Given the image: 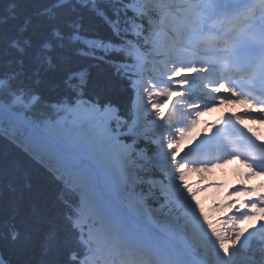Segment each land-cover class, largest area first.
I'll list each match as a JSON object with an SVG mask.
<instances>
[{
	"label": "rangeland",
	"instance_id": "rangeland-1",
	"mask_svg": "<svg viewBox=\"0 0 264 264\" xmlns=\"http://www.w3.org/2000/svg\"><path fill=\"white\" fill-rule=\"evenodd\" d=\"M163 51L166 64L158 63L163 66H159L162 70L151 68V77L155 81L151 82V80L141 78L140 90L135 101L138 124L166 129L163 136L156 140L150 139L152 144L156 143L153 155L135 147L134 142L128 139L131 135L128 134L129 131L135 130V127L134 125L129 127L126 120L118 116L117 109L114 107L102 108L98 104L78 100L73 104L57 105L51 110L41 108L36 103L37 97L11 92L1 79L0 96L13 99L16 108L24 112L31 110L36 115L46 113L42 115V118H47L42 124L45 128H40L39 132H32L27 129L29 127L26 130L20 129L21 126L17 127L18 124H14V127L18 130L19 137L23 135L22 141L25 144L27 141L38 148H43L38 144L45 146L51 158L57 160L56 163L60 165L63 175L73 177L75 184L82 189L80 196L85 202L86 195L91 196L92 192L99 195L98 191H93V185L89 183L92 179L88 177L89 172L95 175L91 163L95 161L99 166L101 182L112 195V199L103 200V209L109 208L108 211L105 210L107 213L113 212L116 204L127 208L130 205H137L139 213L153 215L158 225L162 228L163 225L164 228L166 227L164 231L171 233L179 229L184 230L188 241L198 249V252L208 256L213 264H223L224 261L234 264L235 256L241 253L260 256L259 252H262L260 245L264 243V240L258 239L252 244L248 241L249 236L251 237L258 227V220L254 216L264 215V208L259 209L253 205L252 194L247 191L246 186L241 185L254 184V177H250L243 170V164L233 166L231 156L225 161L216 162L214 166L194 164V160L191 159L194 150L202 149L207 142L209 143L206 134H211V130H206L204 120L210 115L212 117L214 113L227 109L235 110L236 107L228 105L226 103L228 100L220 94L217 87L207 82L210 68L194 63L192 60L185 63L181 60H172L174 57L182 56L184 52L178 54L171 48L163 49ZM186 56L190 57L191 54ZM160 61L162 59L156 60V62ZM164 70L169 74H175V77L160 78L159 76L164 75ZM194 70L205 72V76L195 78ZM156 91L160 94L159 97L154 96L153 93ZM196 96H201V98L198 99ZM204 98L206 100H203ZM172 101L176 102L174 103L175 109L180 110L183 119L180 123L166 124V119L162 118V111ZM173 113L176 114L174 111ZM173 113H170V117ZM48 116L55 117L48 118ZM22 119L26 120L24 117ZM170 120L172 121L173 118ZM110 137V149L125 154L123 168L125 171L123 172L118 171V163L113 159L111 162V157L104 152L106 140H110L108 139ZM140 137L143 138V134L140 133ZM99 142L102 143L101 147L97 145ZM19 144L25 146L23 143ZM64 148L78 151L73 154L72 151H65ZM185 149H190L191 152L185 154ZM162 160L165 165H162ZM154 165L164 169L166 176H161L160 173L156 176L155 172H151V167ZM55 171L57 175H60L59 170ZM76 174L80 176L77 177ZM82 184L88 187L90 194L86 191L87 187H83ZM139 185L145 194L154 199H157V196H163L167 203H172V208L175 207L174 211L181 209L186 216L181 214L175 217L148 205L140 194L138 197L139 191L132 192V190H139ZM234 186L238 188L234 189ZM88 206L93 213H97L96 201ZM82 211L79 210V219L84 215ZM86 220L87 222L83 220L80 222V227H86L88 230L87 237L83 241L89 245L94 242L92 237L89 238L90 229L101 227V221L93 222L89 218ZM115 223L113 226L109 222L112 233L120 230L119 233L117 231L116 238L123 242L121 236L125 229H122L123 226L116 221ZM107 242L112 243L110 239ZM87 247L89 254L93 253L92 257L95 259L105 248L103 244L95 242ZM106 258L109 256L107 255Z\"/></svg>",
	"mask_w": 264,
	"mask_h": 264
},
{
	"label": "trees",
	"instance_id": "trees-1",
	"mask_svg": "<svg viewBox=\"0 0 264 264\" xmlns=\"http://www.w3.org/2000/svg\"><path fill=\"white\" fill-rule=\"evenodd\" d=\"M127 2L0 0V79L11 92L37 97L41 108L81 100L116 108L129 125L135 93L134 76L127 69L136 57L116 34L127 27L119 19L121 9L129 15ZM119 62L123 67H117ZM0 103L41 126L47 119L42 118L44 112L38 116L16 108L7 96H0ZM12 118L0 111V264H73L70 249L76 235L64 213L68 208L64 198L71 201L74 193L19 144V136L5 129ZM155 130L147 128L145 137L131 134L128 139L150 154ZM138 189L148 205L175 217L186 216L181 209L174 211L163 196L154 199L140 185Z\"/></svg>",
	"mask_w": 264,
	"mask_h": 264
},
{
	"label": "bare ground",
	"instance_id": "bare-ground-1",
	"mask_svg": "<svg viewBox=\"0 0 264 264\" xmlns=\"http://www.w3.org/2000/svg\"><path fill=\"white\" fill-rule=\"evenodd\" d=\"M225 1L226 0H220L218 2L221 3V2H225ZM126 46H124L123 48H125ZM134 63L138 67L142 66V63L138 62L136 59L134 60ZM238 103L245 105V106H248V103L246 101L241 100V99L238 100ZM0 107H2L4 109L5 108L12 109L11 107L4 106L3 104H1ZM8 114H10V113H8ZM8 121H9V118L7 120H5L4 122L7 124ZM17 122H18V120L12 118L10 125H8V127H7V130L11 129L14 126V124L17 125ZM24 127L27 128L29 126L26 125ZM263 129H264V127H263ZM108 139H110V140H106V144L104 143L106 146V149L104 150V152H106L107 155L111 157V160H110L111 162L113 159L114 161H116L118 163V171L123 172V171H125L123 169L124 168L125 154L121 151L110 149L111 146H109V141H111V137ZM38 145L42 146L43 148L37 154L40 155V153H43L45 155H48V150L46 148H44L45 146H43L41 144H38ZM97 145L99 147H101L102 143L99 142ZM32 147H33V145H32ZM29 149L30 150H28V151L26 150V151L29 152L31 155H33V150L30 148V146H29ZM75 151H78V150H75ZM150 153L153 154L154 151L150 150ZM91 163L93 164V167L95 170L94 171L95 175L92 172H89L88 173L89 176L88 175L87 176L92 179V181L89 183L93 185V187H92L93 191H98L99 195H96L94 192H92L91 196L87 195V197L89 198L88 203L92 204L93 201L94 202L96 201V203L98 205L96 212L98 213L99 216H95V217L104 216V224H102V226L104 228H107V230H108V233L106 235H110L111 238L116 239V237L112 234V230H111L112 227L109 225V222L112 223V225H113V224H116L115 223V221H116L118 224H121L125 229V233L122 236V238L125 242V245H126V243L129 245V243L131 242L135 246H139V244H141L147 249V251H148L147 253H144V251H143V253H140L141 249H139V248H138L139 249L138 251H135L133 253L128 252V255L130 257H132L134 262H136V261L144 262L147 259H149V257H150L151 261H154L156 264H172L171 256H170L169 252H167V250L162 248L160 245H157L156 243H154L152 238H151V235H149V228H151L149 225H152V226L157 228V230H155V232L157 234H161V233L165 234V235L170 234L168 236L170 238L174 239L175 241H177L178 243H180L188 251H190L195 256V258L199 264H212L210 262L208 256H206L204 253L198 252V249L192 243H190L188 241L186 232L184 230L179 229L175 232L168 233V232L164 231L165 230L164 225L162 228L160 225L157 224L158 222L157 223L155 222V218L153 215H151V214L150 215H144V214L137 215L136 206L132 205V207L129 206L127 208L124 206H118L116 204L114 206V209L112 207L113 212L107 213L106 211H108L109 208L103 209L104 208L103 207V200L112 199V195L110 193H108L109 191L106 190L105 184L101 182L98 164H96L95 161L91 162ZM159 173L162 174L161 176H163V173H161V172H157L155 175L159 176ZM85 186L86 185H84V187ZM86 191H87V193H89L88 187H87ZM104 211L106 213H104ZM102 212L104 213V215ZM97 213L94 212V214H97ZM262 219H264V216H263V218H261V220ZM140 221L145 222L147 225L141 224ZM261 230H262V228L259 227L258 230L251 237L249 236L248 242L250 244H252V242L257 240L259 237L262 238V232L263 231H261ZM251 257L254 260L256 256H251Z\"/></svg>",
	"mask_w": 264,
	"mask_h": 264
}]
</instances>
